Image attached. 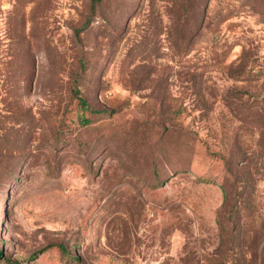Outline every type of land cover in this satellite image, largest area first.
<instances>
[{
	"label": "rangeland",
	"instance_id": "1",
	"mask_svg": "<svg viewBox=\"0 0 264 264\" xmlns=\"http://www.w3.org/2000/svg\"><path fill=\"white\" fill-rule=\"evenodd\" d=\"M0 248L264 264V0H0Z\"/></svg>",
	"mask_w": 264,
	"mask_h": 264
},
{
	"label": "trees",
	"instance_id": "2",
	"mask_svg": "<svg viewBox=\"0 0 264 264\" xmlns=\"http://www.w3.org/2000/svg\"><path fill=\"white\" fill-rule=\"evenodd\" d=\"M94 1H96V0H94ZM78 98H79V102L81 103V105H82L83 108H89L88 102L83 97H78ZM95 112H101V111L98 110V111H95ZM86 122L89 123L90 122V119H87ZM63 248H64V246H63ZM0 256H2V249L1 248H0Z\"/></svg>",
	"mask_w": 264,
	"mask_h": 264
}]
</instances>
